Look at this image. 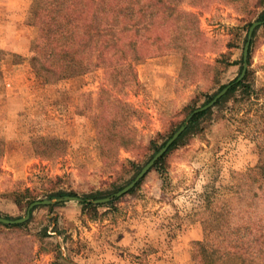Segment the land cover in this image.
I'll list each match as a JSON object with an SVG mask.
<instances>
[{
    "label": "rangeland",
    "instance_id": "obj_1",
    "mask_svg": "<svg viewBox=\"0 0 264 264\" xmlns=\"http://www.w3.org/2000/svg\"><path fill=\"white\" fill-rule=\"evenodd\" d=\"M257 2L180 0L182 9L196 14L206 41L198 60L153 54L135 61L129 84L113 86L105 66L46 83L30 60L50 45L54 27L28 22L32 0H0V215L25 217L34 201L55 200L56 192L99 199L128 185L191 113L185 115V106H203L241 75L248 31L264 19V5ZM255 32L247 70L259 88L264 25ZM229 51L233 63L217 64ZM107 93L128 104V129L111 128L110 119L119 115L105 106ZM228 102L202 120V133L190 134L168 154L166 169L155 164L123 196L93 203L100 206L98 215L78 200L41 204L23 230L0 229V264L19 263L29 246L34 258L25 264H229L225 222L236 187L248 181L262 194L264 183L254 178L258 148L238 120L230 119ZM175 120L183 122L161 139L158 133ZM101 126L112 138L102 139ZM121 135L135 145H120ZM104 152L110 153V165ZM25 188L35 199L15 203L13 192Z\"/></svg>",
    "mask_w": 264,
    "mask_h": 264
},
{
    "label": "trees",
    "instance_id": "obj_2",
    "mask_svg": "<svg viewBox=\"0 0 264 264\" xmlns=\"http://www.w3.org/2000/svg\"><path fill=\"white\" fill-rule=\"evenodd\" d=\"M262 5L264 0H258L257 6ZM27 20L33 25L54 27L50 45L37 49L30 60L36 74L46 83H54L85 74L95 67L105 66L107 82L113 86H125L136 77L134 72L136 60L159 53H180L185 63L192 60L196 62L206 42L198 27L196 14L182 9L180 0H32ZM233 46L230 43L229 47ZM231 53V51L222 53L216 63L227 68L233 63ZM254 77L253 71L248 69L242 80L236 79L230 83L228 92L213 107L195 114L180 138L156 162V167L166 169L168 154L180 142L184 143L190 134L202 133L205 129L202 120L211 117L215 108H223L229 101L232 103L228 108L232 114L230 119L238 120L242 126L241 131H247V135L258 148L259 160L254 178L264 183V87H256ZM224 87L222 85L220 89ZM106 90L108 92V89ZM216 94L217 92L212 98ZM104 102L108 110L118 111L119 116H114L109 121L111 128L128 129V125L124 126L129 116L126 109L128 104L124 98L107 93ZM193 110L191 104L183 109L185 115ZM176 121L171 122L167 132L158 133V136L161 139L170 136L183 122ZM103 128V126L99 128L102 139L112 138V135L106 136L102 132ZM157 142L158 138L151 140L152 147ZM120 145L130 148L131 142L126 140L125 135H121ZM134 145L135 143H132L131 146ZM103 156L110 165V153L104 152ZM121 161L138 171V164L135 161L129 158ZM236 188L238 190L231 199V209L225 222L232 257L229 264H264V193L253 192L248 181L246 186L245 181L241 180ZM133 192L135 189L131 191ZM65 194L68 193L56 192L52 197H61ZM32 198L35 199V195L30 188L13 192L14 202L17 204L25 200L31 201ZM85 198L98 197L92 194ZM84 203L85 209L95 216L98 215L100 206H93L91 202ZM27 224L0 222V229L3 232L9 229L23 230ZM29 248L30 250L24 254L25 259H19L21 261L18 260L17 264H25L31 261V257L33 260V248L31 246ZM206 264L213 263L207 260Z\"/></svg>",
    "mask_w": 264,
    "mask_h": 264
},
{
    "label": "water",
    "instance_id": "obj_3",
    "mask_svg": "<svg viewBox=\"0 0 264 264\" xmlns=\"http://www.w3.org/2000/svg\"><path fill=\"white\" fill-rule=\"evenodd\" d=\"M263 25H264V19L255 21L252 23V25L248 31L247 41H246L245 48H244L243 69H242L241 75L238 77L237 81L242 80L246 75L247 68L249 66L248 57H249V51H250V46H251L253 35H254L255 31L260 26H263ZM230 86H231V84H228L220 92H218L212 98V100L210 102L204 104L203 106H201L199 108L194 109L188 115V117L184 120L183 124L172 134V136L170 138L167 139V141L164 143L162 148L147 162V164L145 166H143V168L140 170V172L137 174V176L128 185H126L124 188L120 189L118 192H116L110 196H107L105 198H99V199L82 198V197H76V196H72V195H64L62 197L56 198L55 200L47 199V200H43V201H34L29 206L27 216L19 218V219H9L7 217L0 215V222L3 224L24 223L30 218L32 209L38 205H41V204H54V203L63 202V201H70V200H78L80 202H91L94 204H100V203L109 202L113 198L123 196L124 194L129 192L131 189L135 188V186L145 176V174L153 166H155L156 162L158 160H160L164 156V154L169 150V148L180 138V136L183 134V132L188 127L193 116L199 112L205 111L208 108L213 107L228 92Z\"/></svg>",
    "mask_w": 264,
    "mask_h": 264
}]
</instances>
